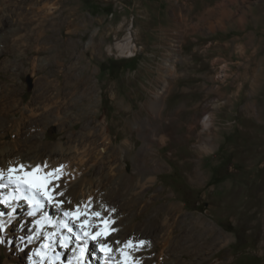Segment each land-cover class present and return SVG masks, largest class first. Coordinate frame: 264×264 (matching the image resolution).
<instances>
[{
	"label": "rangeland",
	"instance_id": "1",
	"mask_svg": "<svg viewBox=\"0 0 264 264\" xmlns=\"http://www.w3.org/2000/svg\"><path fill=\"white\" fill-rule=\"evenodd\" d=\"M222 1L228 4V0H0L3 26L20 27L27 44L20 52L13 45L0 51V142L14 141L15 127L8 129L9 125L19 122L21 137L33 120H39L45 151L70 143L81 151L100 152L103 162L113 155L112 170L107 166L98 170L113 179L119 176L117 165L125 163L132 171V158L117 159L123 140L136 142L134 158L141 149L136 138L141 130L165 138L164 145L152 147L164 164L156 173L157 192L147 189L137 196L139 209L126 206L127 217L114 221L129 231L156 226L157 242L137 251L134 262L151 257L159 264L165 239L192 236L198 231L193 218L203 216L230 236L224 251L229 250L227 261L264 264V115L257 119L264 114V0H237L232 9L237 18L243 16L241 24H221L208 14ZM129 27L133 48L121 53L117 45H123ZM54 39L59 40V56ZM43 120H61L65 127ZM126 120L135 130L132 137L123 128ZM210 143L213 148L206 152ZM145 147L141 150L151 151ZM170 153L176 162L166 159ZM196 169L198 188L184 175ZM173 202L182 209L170 213ZM11 219L0 217L5 232L0 237V264H30L38 247L25 242L30 221L21 214H12ZM180 256L181 264H195L193 257ZM66 257L60 264L68 263Z\"/></svg>",
	"mask_w": 264,
	"mask_h": 264
},
{
	"label": "bare ground",
	"instance_id": "2",
	"mask_svg": "<svg viewBox=\"0 0 264 264\" xmlns=\"http://www.w3.org/2000/svg\"><path fill=\"white\" fill-rule=\"evenodd\" d=\"M236 5L237 0H228V4L222 1L217 3L214 9L209 10L208 14L210 16H217L221 24H225V22L241 24L243 21V16L237 18L235 15V10L232 9ZM183 24L184 23H182V25ZM130 30V27L127 28V33L124 38L125 43L123 42V45H117V49L120 50L121 53H131L130 50L131 48H133V45L131 44L132 33ZM45 33L46 31H43V34ZM25 41L26 40L24 38V35H21L20 27L11 25L7 27L3 26V18L2 16H0V51L2 47L6 45H13L14 47L19 49V52L23 51V47H27V44H24ZM48 41L49 40H46L45 42ZM53 42L55 43V55H61V49L58 47L59 40L54 39ZM20 48L22 49L20 50ZM40 50H45V48H42ZM3 51L5 50L3 49ZM29 51L31 52V54L35 52L34 50L31 51L30 49ZM165 66L166 68L169 67V69H171L169 64H166ZM263 115L264 114L258 115L257 119L260 120ZM43 121H46V123L44 124L49 125L50 123L59 120ZM130 123V121H124L123 128L127 129L132 137V133H134L135 130L132 128ZM39 124V120H33V122L30 123L29 129H27L29 131L26 130V132L28 133L26 135L22 133L20 137V134H18V132H20L18 131V128H20V123H13L8 126V129H13V127H15L16 135H14V141H12L11 144H3L2 142H0V172L4 173L3 180L0 181V183H7L6 186L0 188V217H3L5 218V220L10 222L12 220V214H21L25 216L24 220L30 221L31 225L29 226V228H26L28 232L26 236L27 240L25 242L30 243V245L34 247L38 245V247L36 248V252L34 251L35 253H33V255L31 254V256H34L35 258H32V262L30 264H33L34 262H37L36 264H55V262L56 264H60L62 263V258L65 255L67 256L66 259L68 260L67 264H78L80 263V259L77 258V260L74 261L73 258L76 256V253L80 249L84 253V256H86V258L88 259L86 261V264H105V262L103 261V256L105 255L112 256L113 264H124V257L121 255V252H124L127 255L131 264H137V262L133 261L135 253L140 249L142 250V248L150 249L157 242L158 232L156 233V231L153 230L155 229L153 228V226L155 225L150 224L149 226L141 228H137L136 226V229L133 228L134 230L132 229L129 231L127 228L125 229L124 227H120L122 225L119 226L114 224V221L123 220L127 217L129 213L125 211L126 206H132L134 211L135 209H139L136 207V204L138 202L140 203V199H138L137 196H142V194L147 189H152L155 193L157 192V190L154 188V184L157 179L156 173L163 171L164 164L162 165L160 163V159H157L158 152L154 151L152 147L154 144H158L160 146L164 145L165 138L163 136L157 138L154 136H147V134L145 133L146 131L142 133L141 128L138 127L141 131L139 132V134H137L136 138H138L142 143L140 148L142 149L143 146H146L147 148L150 147L151 151L139 149V152H137L133 158L131 157V153L135 150L136 142L134 143V141H131L129 138L123 140L120 144L121 149L119 150L118 154L116 153L117 159L120 158L124 161L125 159L132 158V171L131 173H129L126 170L125 163H123L122 165L116 166V168L118 169L117 171L119 172V176L113 179H108V176L103 177V174L101 175L98 170L100 171L102 169V166H107L106 168H109L108 171H111L113 168L112 165H115L116 163L115 160H113V155H108V161L103 162L105 157L102 158L100 152L89 153L86 150H78L79 147H77L78 144H76V142V145L73 146L70 143L66 146H63L61 143H57L53 146V148L45 151V149H43L45 148V143L40 139V136L38 135V131L40 130ZM57 124H59L61 129L65 127V124L61 122V120L57 122ZM88 132L91 133L90 131ZM76 140L78 142V137ZM30 144L32 146L34 145V147L31 148ZM210 148H213L211 143L208 144L207 149H205L206 152ZM147 150H149V148ZM173 157H175V154L170 153L166 156V159L176 162L177 159H174ZM72 160L74 163L72 166H70L69 163ZM21 165L24 166L22 171L20 170ZM37 166H40L42 170L41 174L52 172L55 169H60V172L57 173L58 179H53L52 183L49 185V190L53 197L52 201L50 202L46 198L41 196L40 200L43 206L39 210H36L34 215H29V212H32L34 210V205L29 203L28 200L24 199L23 195L20 199H16L15 197L17 195L12 196L9 194V191L12 189L11 187L9 188L10 184L15 183H9L8 169H17V171L14 172L13 175L22 176L24 172L31 171ZM87 170L90 172L89 177L85 175V172ZM113 173L112 175L114 176ZM117 174H115V176ZM184 175L188 179L191 186L198 188V177L200 175L198 174L197 169L194 172L185 171ZM5 199L6 202H4ZM177 204H175L174 202L170 203V205L168 206L169 209L167 210H170V213L172 210H176L175 212H178L177 208H179V204ZM31 207H33L31 209L32 211L30 210ZM47 207H50V209L52 210V216L50 215V217L46 216L48 213ZM77 208H79L81 212L87 210L88 215L81 216L79 219L64 216V211L75 212ZM133 210L132 212L134 213ZM140 210L143 211V209ZM92 212H99L100 216L94 217L91 215ZM57 213L59 214L58 217H56ZM85 220L88 221V224L85 229H82L81 224H83ZM37 221H39V223H37ZM105 221L108 222L109 235H107L106 237H98L96 240L89 239L88 237L84 236V231H89L95 234L96 232L103 230L105 228ZM64 223H67L68 226L72 228V232H69L67 228L62 226ZM36 226L37 230L34 229V227ZM3 229L2 231H0V237L2 236V233H5ZM112 229H115V231H111ZM193 229H198V231H195L196 233L194 232L192 236H190L191 234H183L177 240L174 239L175 241L172 240V237H169L172 238L169 240L165 239L166 241L165 243H163L165 244L164 253L161 256L159 264H181L179 261L180 255L185 257H193L195 260H193L192 263L195 264L196 262H200L199 264H203V262L204 264H231L230 262H232L233 259L231 261H227V259L230 258L228 257L229 250L228 252H224L225 248L230 243V236L227 235L226 232H223L221 230L217 231L215 223L213 221H206L203 216L193 218ZM186 230L187 229H185V231ZM77 233H79V235L82 237V240L76 238ZM45 237H48V239L46 240ZM62 239H65V243L67 244L66 247L62 246ZM129 240H132L133 244L138 245V247L125 249L124 245ZM141 240L145 242L143 245H139V241ZM185 241L188 243L190 242L191 245H188V247L183 246ZM182 242L183 244L181 245ZM47 244H50L51 246L44 247ZM77 244L78 249H76L77 246L75 247V245ZM101 244L108 245L111 251L108 253L101 251ZM141 250L139 252H141ZM71 257H73L72 260L74 262L71 260ZM76 257H78V255ZM211 259H214V263L211 261ZM135 260L137 259L135 258ZM139 264H154V262L151 257H148L145 260L139 262Z\"/></svg>",
	"mask_w": 264,
	"mask_h": 264
},
{
	"label": "snow or ice",
	"instance_id": "3",
	"mask_svg": "<svg viewBox=\"0 0 264 264\" xmlns=\"http://www.w3.org/2000/svg\"><path fill=\"white\" fill-rule=\"evenodd\" d=\"M23 165L20 166V170H23ZM17 169L9 168L8 174H9V183H15L17 188L16 191L18 193L23 194V198L28 200L29 203L34 205V210L32 212H29V215H34L36 210H39L43 205L41 203L40 197L43 196L48 201H52L53 197L51 195V192L49 190V185L52 183L53 179H58L57 173L60 172V169H55L52 172H47L41 174V168L40 166H37L35 169H32L31 171H26L23 173V175H13L14 172H16ZM4 173L0 172V181L3 180ZM5 185L0 183V188L4 187ZM16 199H20L21 196L17 195L15 197ZM6 202V199L5 201ZM88 212L85 210L84 212H81L79 208L75 212H65L64 216L71 217L74 219H79L81 216H87ZM92 216L99 217V212H92ZM39 223V221H37ZM88 221L85 220L83 224H81V228L85 229L87 227ZM63 227L67 228L69 232H72V228L68 226L67 223H64L62 225ZM3 225L0 223V231H2ZM111 231H115V229H112ZM109 235V228H108V222L105 221V228L99 232H96L95 234L84 231V236L88 237L89 239L96 240L98 237H106ZM77 239H81V236L79 233L76 234ZM47 240L48 237H45ZM0 242H3L0 240ZM87 242V241H85ZM144 241H139V245H143ZM62 246L66 247L67 244L65 243V239L61 240ZM50 244L45 245L44 247H50ZM138 245H134L132 240H129L125 243L124 248H136ZM100 250L108 253L111 251V249L106 244L100 245ZM121 255L124 257V264H131L130 260L128 259L127 255L124 252H121ZM139 264V262H137Z\"/></svg>",
	"mask_w": 264,
	"mask_h": 264
}]
</instances>
